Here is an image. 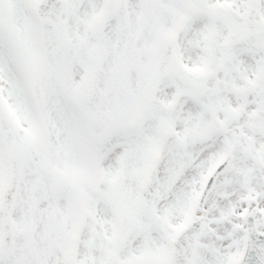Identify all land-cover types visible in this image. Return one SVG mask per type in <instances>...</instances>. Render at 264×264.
Here are the masks:
<instances>
[{
    "label": "snow or ice",
    "instance_id": "snow-or-ice-1",
    "mask_svg": "<svg viewBox=\"0 0 264 264\" xmlns=\"http://www.w3.org/2000/svg\"><path fill=\"white\" fill-rule=\"evenodd\" d=\"M0 264H264V0H0Z\"/></svg>",
    "mask_w": 264,
    "mask_h": 264
}]
</instances>
